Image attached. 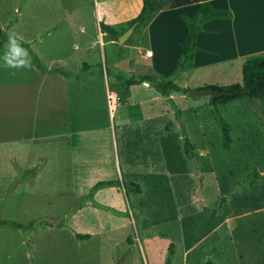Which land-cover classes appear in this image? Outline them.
Segmentation results:
<instances>
[{"label": "rangeland", "instance_id": "1", "mask_svg": "<svg viewBox=\"0 0 264 264\" xmlns=\"http://www.w3.org/2000/svg\"><path fill=\"white\" fill-rule=\"evenodd\" d=\"M140 5L0 0V31L28 44L46 67L72 76L96 73L69 84L49 76L47 88L46 74L31 63L3 66L8 42L0 39V220L21 224L0 225V264H205L212 244L215 264H264L261 104L245 97L217 113L209 95H174L177 119L153 87L127 86L123 80L146 75L148 66L135 62L125 42L107 41L103 56L97 34L105 25L126 31ZM82 44L91 51L75 49ZM213 73L223 85L242 81L240 67L239 77L224 83L229 70ZM204 77L198 72L186 89H201ZM104 81L117 90V112ZM219 118L231 127L229 149L222 146ZM47 119L54 137L34 141L36 131L47 134ZM184 137L194 163L184 153ZM98 182L107 184L93 189Z\"/></svg>", "mask_w": 264, "mask_h": 264}, {"label": "crops", "instance_id": "2", "mask_svg": "<svg viewBox=\"0 0 264 264\" xmlns=\"http://www.w3.org/2000/svg\"><path fill=\"white\" fill-rule=\"evenodd\" d=\"M167 2H168V6L166 8L161 9L160 11H158V13L153 15L150 21L146 25L139 26V28L135 26L136 29L134 28L131 35L127 38L126 41H124L125 45H123L124 43L122 44L124 48L132 51V53L134 54L135 62H138V64L142 63L143 65L148 66V68L146 67L147 68L146 75L151 74L153 72H156L160 75H167V74H171L176 69L179 60L181 45L185 41L188 33L187 26L182 21L181 16L184 15L189 18L193 17L196 12L198 4L201 2H207L214 8H222V9L230 10V12L232 13V18L230 19L216 18L204 23V25L202 26V31L198 33L196 39L193 68L189 71L182 72L175 79V81H177L178 79L185 81V85L183 86V88H186V85L188 84L194 83V76L198 72H202V74H205L206 76L202 79L200 85H198L202 88L203 86L204 88L209 86L211 87L229 86V85H223L222 81L220 80V77L215 78V76H217V73H213V72L217 70H222V71L229 70L231 75H227L225 77L226 79H224L223 81L224 83L226 82V80H228V78L233 77L234 76L233 74L237 73L239 77V67L241 68L242 71V65L247 60V58L258 54H264V0H167ZM105 27L111 28L115 32L119 33L120 36L125 32V31L118 32L110 25H105ZM129 28L130 26L128 27V29ZM106 33L110 35L108 39L104 38ZM97 37H98V42L101 46L100 49L101 54L104 53L102 52V50L104 49L107 41L110 42L113 46L119 44L118 39L115 40L113 35H111L108 31H106V29L98 30ZM85 44H82L80 46L75 45L74 47L75 49H78V51H86L89 53L91 50L90 48H86ZM113 49L115 48L113 47ZM112 50H111L110 58L113 57L112 53L114 51L112 52ZM145 52H151V56L148 57L145 56ZM149 59H151L150 62ZM84 64L87 63H83L82 66ZM87 65L97 66L98 64L95 65L87 64ZM49 69L52 68H49L47 66V70ZM210 70H213L212 77L209 76ZM42 74H46V75L43 76L41 80V84L48 82L46 84L47 88L52 84L50 81H48L49 76H57L58 81L65 84L73 83L79 80V79L77 80L66 79L65 81L61 79L62 77L61 75L48 74V73H42ZM95 75L96 73L90 76L94 77ZM113 77L115 76L112 75L111 77L112 86L116 83ZM104 82H105L104 85L106 88L107 98L108 95L109 97L112 95H116L115 91L117 90L114 89L113 91L109 90L108 89L109 83H107L108 81H104ZM38 86L36 85L34 92V97L36 100L40 98L39 95L41 96ZM137 86H141L145 89H150V90L154 89V88L152 89L149 84L146 85L144 83L139 84ZM50 95H51L50 93L46 92V98L48 101ZM174 95H179L180 97L185 96L178 93H171L170 98L172 99ZM109 107L111 110L113 111L115 110V112H117V108H115L114 106H109ZM48 120L49 119H47V126H46L47 134L45 135L39 134L36 131V135L34 136L33 139L34 141L38 142L43 140H49L50 138L54 137V131H49ZM36 126L38 127V120L36 122ZM91 163H93V161H91ZM93 168H102V167L94 166ZM226 216L230 218V220L229 219L226 220L231 221V216L230 215H226ZM222 224H224V221L222 222ZM224 232L225 234H229V231L228 232L224 231ZM78 238L84 239L85 237L78 236ZM225 239L226 237L224 236L217 239V241L221 242L222 244V242L225 241ZM200 242H202V239L196 241L194 246L198 245ZM214 245L216 244H212L210 246L211 253L206 254L210 257V259L207 258L206 259L210 260L211 262H212L211 259H213L212 257H214L213 254L214 252L212 249ZM191 248L192 246L187 247V249H185L184 252L188 254V251ZM217 257L219 258L218 255ZM233 259L234 257L232 258V260ZM220 261H222L224 264H229L228 262L222 259ZM212 264H215V262H212Z\"/></svg>", "mask_w": 264, "mask_h": 264}, {"label": "trees", "instance_id": "3", "mask_svg": "<svg viewBox=\"0 0 264 264\" xmlns=\"http://www.w3.org/2000/svg\"><path fill=\"white\" fill-rule=\"evenodd\" d=\"M168 6L167 0H141V7L137 17L130 22V26L136 24V27L146 25L151 17L158 13L163 8ZM230 19L232 18V13L228 9L222 8H214L207 2H201L198 4L196 12L193 17L189 18L187 16L182 15L181 19L186 24L188 33L185 41L181 45L180 53H179V60L176 69L167 75H160L156 72H153L148 75H141L136 77L127 78L125 83L127 85H139L143 83H148L151 87L155 89L157 93L165 97L170 104V106L174 109L176 118L179 119L180 111L170 98L171 93H178L182 95H186L189 91L186 88L177 86L175 83V79L184 71H189L193 68V61H194V52L196 48V39L199 32L202 31V26L204 23L212 20V19ZM15 23V20L12 24ZM11 24V25H12ZM106 31H108L113 37L118 39L120 36L119 33L115 32L109 27H104ZM10 35L7 30L0 31V39L7 41L9 40ZM22 48L26 49L28 52V58L30 59V63L32 66L36 67L42 73L48 74H56L61 75L66 79L69 80H77L88 75L94 74L89 70L81 75H69V73L64 72L58 69H49L41 62L37 54L30 48V46L21 40L17 39ZM88 69L91 66L87 64L83 65ZM242 81L240 84H234L229 86L223 87H206L197 89L198 90H213L221 96L215 98L212 101V105L214 106L215 111L218 113V107H224L228 105L230 102L243 99L248 97L250 99L258 100L261 104V109L264 114V54L254 55L244 62L242 65ZM221 128L222 134V146L225 149L230 148L231 138L230 132L231 127L228 126L221 118L218 119ZM184 141V153L186 157L194 163V155H193V146L191 145L189 139L187 137L183 138ZM262 177L261 174H254V178L258 179ZM253 180L249 183L252 184ZM107 184V182H98L93 189H97L100 186ZM130 187L134 188L136 193H139V186L136 184H130ZM0 225H8L13 228H20L21 224L14 222V221H4L0 220ZM173 245H170V252H172ZM205 264H212L210 260H207Z\"/></svg>", "mask_w": 264, "mask_h": 264}, {"label": "clouds", "instance_id": "4", "mask_svg": "<svg viewBox=\"0 0 264 264\" xmlns=\"http://www.w3.org/2000/svg\"><path fill=\"white\" fill-rule=\"evenodd\" d=\"M3 61V66L6 68L19 69L30 67L27 50L21 47L19 41L14 36H9ZM12 74L14 75L15 73Z\"/></svg>", "mask_w": 264, "mask_h": 264}, {"label": "water", "instance_id": "5", "mask_svg": "<svg viewBox=\"0 0 264 264\" xmlns=\"http://www.w3.org/2000/svg\"><path fill=\"white\" fill-rule=\"evenodd\" d=\"M136 24L132 25L128 30H126L119 38H118V43L120 45H122L124 43V41L127 40V38L131 35V33L133 32L134 28H135ZM146 85H148V83H144ZM187 95L190 97H198V96H202V95H209L212 99V101L221 96V94L213 91V90H198V91H188Z\"/></svg>", "mask_w": 264, "mask_h": 264}, {"label": "built area", "instance_id": "6", "mask_svg": "<svg viewBox=\"0 0 264 264\" xmlns=\"http://www.w3.org/2000/svg\"><path fill=\"white\" fill-rule=\"evenodd\" d=\"M145 56H151V52H145ZM108 102H109V104H110V106H117L118 105V102H117V97L115 96V97H113V98H111V97H109V95H108Z\"/></svg>", "mask_w": 264, "mask_h": 264}, {"label": "bare ground", "instance_id": "7", "mask_svg": "<svg viewBox=\"0 0 264 264\" xmlns=\"http://www.w3.org/2000/svg\"><path fill=\"white\" fill-rule=\"evenodd\" d=\"M111 98L115 97V95L110 96Z\"/></svg>", "mask_w": 264, "mask_h": 264}]
</instances>
